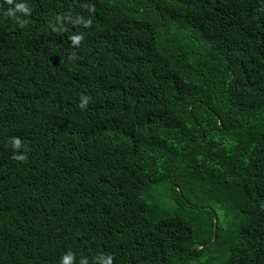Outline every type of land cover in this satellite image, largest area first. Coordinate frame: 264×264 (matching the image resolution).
<instances>
[{"label":"trees","instance_id":"16d2710c","mask_svg":"<svg viewBox=\"0 0 264 264\" xmlns=\"http://www.w3.org/2000/svg\"><path fill=\"white\" fill-rule=\"evenodd\" d=\"M67 255L264 264V0H0V264Z\"/></svg>","mask_w":264,"mask_h":264},{"label":"clouds","instance_id":"9594fccd","mask_svg":"<svg viewBox=\"0 0 264 264\" xmlns=\"http://www.w3.org/2000/svg\"><path fill=\"white\" fill-rule=\"evenodd\" d=\"M8 3L11 4L12 3V0H8ZM22 9L24 11H27L26 9H24V6L23 5H19V4L16 5V11H20ZM7 15L13 16L14 15V12L10 10L7 13ZM18 143L19 142L17 141L16 144L18 145ZM71 259H72L71 255L64 256V257H62V259L60 261V264H71ZM81 264H86V261H82ZM105 264H111V260L110 259L106 260L105 261Z\"/></svg>","mask_w":264,"mask_h":264},{"label":"water","instance_id":"95a60500","mask_svg":"<svg viewBox=\"0 0 264 264\" xmlns=\"http://www.w3.org/2000/svg\"><path fill=\"white\" fill-rule=\"evenodd\" d=\"M215 229H216V227L214 226V234H213L212 242L215 240Z\"/></svg>","mask_w":264,"mask_h":264},{"label":"rangeland","instance_id":"374dc122","mask_svg":"<svg viewBox=\"0 0 264 264\" xmlns=\"http://www.w3.org/2000/svg\"><path fill=\"white\" fill-rule=\"evenodd\" d=\"M207 210H210V209L207 208Z\"/></svg>","mask_w":264,"mask_h":264}]
</instances>
